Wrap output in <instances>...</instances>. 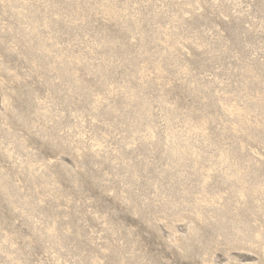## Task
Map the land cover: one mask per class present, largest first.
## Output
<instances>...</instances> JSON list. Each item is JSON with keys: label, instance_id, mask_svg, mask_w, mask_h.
Instances as JSON below:
<instances>
[{"label": "rangeland", "instance_id": "374dc122", "mask_svg": "<svg viewBox=\"0 0 264 264\" xmlns=\"http://www.w3.org/2000/svg\"><path fill=\"white\" fill-rule=\"evenodd\" d=\"M0 264H264V0H0Z\"/></svg>", "mask_w": 264, "mask_h": 264}]
</instances>
